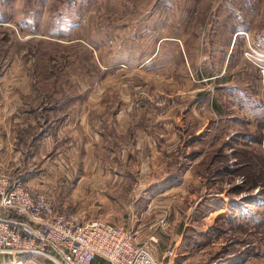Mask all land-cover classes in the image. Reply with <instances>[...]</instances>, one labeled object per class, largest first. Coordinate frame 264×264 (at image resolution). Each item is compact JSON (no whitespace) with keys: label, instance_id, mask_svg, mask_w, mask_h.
I'll use <instances>...</instances> for the list:
<instances>
[{"label":"rangeland","instance_id":"1","mask_svg":"<svg viewBox=\"0 0 264 264\" xmlns=\"http://www.w3.org/2000/svg\"><path fill=\"white\" fill-rule=\"evenodd\" d=\"M239 30L246 34L238 36L230 66L235 69L240 57L244 76L240 84L250 85L251 94L220 99L208 78L213 69L204 57L217 59L218 47L229 44ZM262 32L264 0H0V74L11 70L15 80L14 66L22 64L26 91L41 94L21 104V113H44L53 106L68 111L71 102L67 98H82L84 105L91 95L103 96L102 106L115 110L118 89L127 84L138 110L147 106L149 112L156 107L171 111L176 104L172 98L185 94L175 120L183 154L192 149L188 144L191 130L208 124L204 119L198 122L192 113L196 93L191 94L201 88L205 100L215 96L221 111L234 117L226 119V126L215 134H207L206 128L198 133L199 141L209 146L203 160L212 165L200 163L205 180L195 177L186 185L190 192L183 201L182 215L172 221L178 230L187 223L188 227L196 225L201 234L194 247L187 248L186 256L172 264H264V68L246 55L250 46L264 52ZM32 80L38 91L31 86ZM52 84L56 96L51 98L56 104L48 108L49 97L43 96L49 95L46 89ZM26 91L25 101L30 96ZM155 96L170 103L159 105L152 101L157 100ZM231 98L235 108L229 103ZM85 105L94 109L95 104ZM205 105H199L201 112H213ZM167 137L174 142L171 134ZM138 163L133 158L127 167L133 177ZM207 192L211 200L201 198L205 209L192 215L187 206ZM207 210L212 215L204 221ZM52 262L59 264L41 256L29 264Z\"/></svg>","mask_w":264,"mask_h":264},{"label":"crops","instance_id":"2","mask_svg":"<svg viewBox=\"0 0 264 264\" xmlns=\"http://www.w3.org/2000/svg\"><path fill=\"white\" fill-rule=\"evenodd\" d=\"M237 32L229 44L218 47L221 50L214 53H218L217 59L204 57L213 69L208 73V78L217 87L216 95L220 99L241 93L251 94L250 85L240 84L241 77L244 78L243 70L239 69L242 65L240 57V65L235 64V69L230 66L235 50L233 46L243 33L239 30L242 33L238 35ZM150 62L146 64L150 65ZM21 65L14 66L17 71L15 80L11 77V70L0 74V174H10L31 187L52 193L58 209H69L81 214L84 219L101 217L131 228L136 232L138 240L150 245L155 255L163 261L173 260L171 263H174L176 258L186 256L187 250L190 251L199 241L201 229L191 224L188 227L187 223V226L178 230L172 218L182 215L183 201L190 192L186 185L194 181L195 177L197 181L205 180L206 175L200 171L203 162L207 167L212 165L203 160L208 155L206 152L209 146L205 141H199L198 133L201 134L206 128L207 134H215L226 126V119L234 116H227L221 111L220 101L215 96L205 100L201 97L204 93L201 88L194 91L191 94L194 97L196 93L192 113H195L198 122L202 123L201 120L204 119L208 124L206 127L205 124H199L196 129L191 130L192 138L188 144L192 149L183 154L182 138L177 137L179 129H176L175 120L185 94L172 98V102L176 104L174 103L175 108L171 111H157L159 108L153 106L156 111L149 112L146 110L147 106L138 110L131 94L132 87L127 84L125 88L118 89L120 94L115 98V110L102 106L103 96L100 98L99 95H91L87 97L85 104L94 103V109L83 105L82 98L79 101L67 98L71 102L70 109L63 111L53 106L56 102H52L51 97L56 96V90L52 84L46 89L49 95L43 96L44 99L49 97L46 103L48 108L53 106L50 111L21 113L18 110L21 104L37 100L40 94L38 92V95H34L26 91L24 85L27 86L28 81H23L26 77L22 74ZM36 84L32 80L31 86L38 91ZM11 85L15 89H11ZM164 85L159 82L160 88ZM13 90L16 91L14 97ZM25 91L30 95L27 96V101L24 100ZM156 99L152 98V101L159 105L170 103L166 98ZM232 100L233 98L229 103L235 108ZM13 102L16 104L10 109ZM205 103L213 112H201L199 105L204 104L206 107ZM79 107L80 110H77ZM161 109L164 108L160 107ZM237 109L241 110V106ZM38 114L41 116L38 117ZM191 116L194 117L192 114ZM170 134L174 142L168 140L167 136ZM180 152L183 156L179 155ZM133 158L139 160L136 177L127 169ZM184 170L185 173L182 174ZM136 183L141 186L136 187ZM209 194L210 192L199 194L195 204L187 206L192 215L205 209L200 200L210 201ZM210 211L204 212L203 220L212 215ZM31 259L14 258L0 253V264H29ZM94 264L111 263L97 256Z\"/></svg>","mask_w":264,"mask_h":264},{"label":"built area","instance_id":"3","mask_svg":"<svg viewBox=\"0 0 264 264\" xmlns=\"http://www.w3.org/2000/svg\"><path fill=\"white\" fill-rule=\"evenodd\" d=\"M248 51L247 57L264 68V52L253 46ZM0 253L42 256L59 264H94L97 256L111 264H172L156 256L131 228L60 210L52 193L10 174H0Z\"/></svg>","mask_w":264,"mask_h":264},{"label":"bare ground","instance_id":"4","mask_svg":"<svg viewBox=\"0 0 264 264\" xmlns=\"http://www.w3.org/2000/svg\"><path fill=\"white\" fill-rule=\"evenodd\" d=\"M237 33H238V35H239V34L242 33V32H239V31H238ZM243 34H245V33L243 32ZM238 35H237V36H238ZM252 45H253V44H252ZM257 49H258V48H257ZM245 57H246V56H245ZM246 59H247V58H246ZM256 68H257V67H256ZM260 73H261V72H260ZM195 78H196V77H195ZM145 94H146V93H145ZM153 97H154V96H153ZM155 97H156V96H155ZM210 112H212V111H210ZM210 114H211V113H210ZM217 125H218V124H217ZM220 125H221V124H220ZM4 173H5V172H4ZM22 180H23V179H22ZM46 186H47V185H46ZM50 188H51V187H50ZM53 188H54V187H53ZM60 203H61V202H60ZM60 210H61V209H60ZM68 210H69V209H68ZM4 256H5V255H4ZM41 257H42V256H41ZM43 258H44V257H43ZM27 259H28V258H27ZM32 259H34V258H32ZM39 259H40V258H39ZM46 261H47V260H46ZM164 261H165V260H164ZM171 261H173V260H170V262H171ZM19 262H20V261H19ZM166 262H167V260H166ZM29 263H30V262H29ZM52 263H54V262H52ZM48 264H49V263H48ZM54 264H55V263H54Z\"/></svg>","mask_w":264,"mask_h":264}]
</instances>
